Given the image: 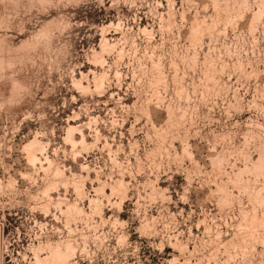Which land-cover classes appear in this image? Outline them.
Here are the masks:
<instances>
[{"label":"rangeland","instance_id":"374dc122","mask_svg":"<svg viewBox=\"0 0 264 264\" xmlns=\"http://www.w3.org/2000/svg\"><path fill=\"white\" fill-rule=\"evenodd\" d=\"M0 264H264V0H0Z\"/></svg>","mask_w":264,"mask_h":264}]
</instances>
